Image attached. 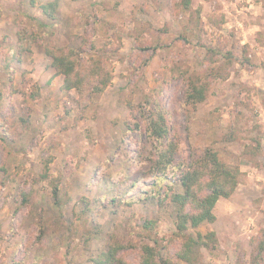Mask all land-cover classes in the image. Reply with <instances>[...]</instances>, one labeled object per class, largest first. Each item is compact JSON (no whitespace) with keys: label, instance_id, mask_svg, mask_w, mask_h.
Segmentation results:
<instances>
[{"label":"rangeland","instance_id":"374dc122","mask_svg":"<svg viewBox=\"0 0 264 264\" xmlns=\"http://www.w3.org/2000/svg\"><path fill=\"white\" fill-rule=\"evenodd\" d=\"M50 1L0 0V264H92L116 243L124 264H141L144 244L188 264L172 205L143 198L153 148L137 124L155 99L179 132L177 163L212 150L243 172L216 220L190 231L217 233L201 264H264V0H58L53 18ZM21 28L40 39L20 58ZM46 45L105 55L111 83L63 89ZM191 77L209 83L206 101L186 103Z\"/></svg>","mask_w":264,"mask_h":264},{"label":"trees","instance_id":"16d2710c","mask_svg":"<svg viewBox=\"0 0 264 264\" xmlns=\"http://www.w3.org/2000/svg\"><path fill=\"white\" fill-rule=\"evenodd\" d=\"M184 2V3H183ZM185 8L191 5L190 0H183ZM58 0L42 5L44 14L53 18L58 8ZM40 37L27 28L18 31V55L30 51L31 46ZM46 54L52 60V67L57 73L64 75L62 88L75 89L80 94L97 95L104 92L112 81L107 58L101 53L84 55L80 49L46 45ZM186 103L199 104L209 96V83L200 77L188 79L186 88ZM145 111L143 123L138 127L145 129L151 141L153 154L150 157L154 181L143 198L157 199L160 204L168 202L172 205L175 217V236L180 240L177 256L188 264H201V249L209 247L218 241L217 233L190 232L205 222L216 220L214 207L221 198L230 197L240 184L243 173L238 164L222 161L217 152L208 150L206 154L192 163H177L176 157L181 146L180 135L170 121V111L160 101L155 99ZM48 159L42 177H49ZM179 169L180 178L173 181L168 177L169 172ZM165 180H169L165 183ZM53 194L56 202L61 199V187L58 178L51 179ZM119 196L110 199L115 205ZM59 200V201H57ZM136 200V199H134ZM142 200V199H141ZM134 202V201H132ZM101 203L109 205L102 200ZM102 204V205H103ZM149 224V222H147ZM124 245L116 243L107 246L99 255L92 259V264H124L119 255ZM141 264H172V261L155 245L144 244L141 251Z\"/></svg>","mask_w":264,"mask_h":264}]
</instances>
